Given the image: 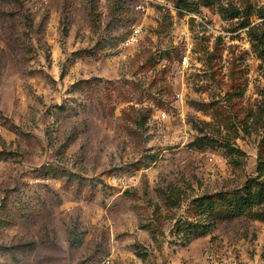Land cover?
Masks as SVG:
<instances>
[{
	"label": "rangeland",
	"instance_id": "1",
	"mask_svg": "<svg viewBox=\"0 0 264 264\" xmlns=\"http://www.w3.org/2000/svg\"><path fill=\"white\" fill-rule=\"evenodd\" d=\"M219 2L0 0V264H264V221L201 204L264 133V0Z\"/></svg>",
	"mask_w": 264,
	"mask_h": 264
},
{
	"label": "trees",
	"instance_id": "2",
	"mask_svg": "<svg viewBox=\"0 0 264 264\" xmlns=\"http://www.w3.org/2000/svg\"><path fill=\"white\" fill-rule=\"evenodd\" d=\"M174 5L184 10H193L197 5H212L219 0H173ZM220 9L229 17L239 16L242 9L231 1L227 4L219 2ZM249 14V13H248ZM248 22H244L246 26ZM252 45L258 55L264 59V15L259 23L248 27ZM256 175L249 176L244 183L230 190H221L203 197L201 204L209 215L215 218H233L250 215L254 219L264 221V133L260 141V151L256 166Z\"/></svg>",
	"mask_w": 264,
	"mask_h": 264
},
{
	"label": "built area",
	"instance_id": "3",
	"mask_svg": "<svg viewBox=\"0 0 264 264\" xmlns=\"http://www.w3.org/2000/svg\"><path fill=\"white\" fill-rule=\"evenodd\" d=\"M137 34H138V28H135L134 31L125 38L124 44L130 45L134 41H136ZM183 45H184V50L181 53L180 60H181L182 67L184 69L190 63L191 53L193 50V41L190 39L188 34H185L183 37ZM159 114H161V116H164L165 112L161 111Z\"/></svg>",
	"mask_w": 264,
	"mask_h": 264
}]
</instances>
